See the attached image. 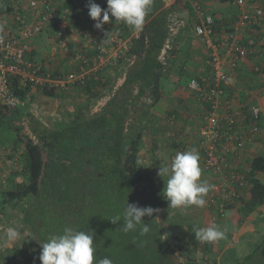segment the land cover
<instances>
[{
	"label": "trees",
	"instance_id": "1",
	"mask_svg": "<svg viewBox=\"0 0 264 264\" xmlns=\"http://www.w3.org/2000/svg\"><path fill=\"white\" fill-rule=\"evenodd\" d=\"M196 1L201 5L204 0ZM234 1L212 0L208 10L201 5L203 14L211 13L214 17L215 33L223 34L233 29L238 18V8L233 5ZM95 2L102 8L107 7V0ZM86 4L87 0H63L61 5L54 7L53 12L55 20L71 21L66 30L70 31L67 35L71 43L74 42L75 35L78 36L80 44L83 45L79 47V52L89 59V63L97 61L99 52L93 44H84L91 38L89 34L107 35L114 31L121 39L127 41V49L107 66L87 73L82 80L68 84L72 91L81 93L85 99L74 106L67 115L64 114L56 120L50 116V124L39 120L33 114L34 98L39 95L38 92L32 94L34 82L28 81L27 85L23 86L13 74L10 76V87L17 96L23 99L30 95L25 105L16 108L0 103V127L7 126L6 128L14 130L18 135L17 140L12 141L11 146L7 148L9 154L6 156L15 157L16 151L22 147L24 159V164L22 163L19 169L10 173V176L7 175L6 186L0 191V217L8 219V228H13L12 220L15 216H20V231L26 234L20 236L15 244L5 251L0 250V256L7 257V261L13 264H41L39 242H44L53 234L62 233L65 227H72L93 232L96 249L94 264L105 257H109L113 264H140L149 248L157 250L153 253L156 258H160L162 252L165 254L167 251L165 255L172 264H180L171 256L175 248L186 252L188 264L196 263L199 257L219 264L216 255L222 257L226 254L219 241L201 242L195 238L193 229L184 224L177 221L163 223L160 216L165 215V199L154 178L143 169L141 158L146 125L152 121L151 114L154 109L166 98L163 80L168 78V73L171 75L172 71L174 72L173 65L180 51L178 43L173 40L174 37L170 39L172 18L176 16L181 20L183 16L178 12L182 8L188 10L189 18L181 20L183 29L180 31L185 36V32L193 33L198 20L197 11L188 0H175L170 4L166 0H152L142 30H132L122 22L113 21L111 17L110 21L103 25V29L98 30L94 27L95 22L89 17ZM5 8L8 10L6 6ZM229 9L232 11L231 17L234 16L232 22H229ZM75 28H78V31H75ZM57 29L50 27L48 30L56 32L54 47H57L59 41ZM253 38L255 43H248V57L258 49L257 38ZM171 41L173 42L166 46ZM244 43H247V39ZM30 46L31 50L25 54L26 60L34 66L42 62L40 72H45V59H39L43 54L38 52V46L33 41ZM52 50L53 48H50V51ZM131 59L133 63L128 65ZM66 60L63 59L61 64L56 65L55 70H52L53 76H65L73 71L81 72L83 65L87 66L84 60L75 64H67ZM52 62L53 60H50V63ZM110 68L112 72L108 74L107 70ZM254 72L258 74V71ZM124 76V82L119 89H124L126 95L119 96L120 91L116 88V83L117 79ZM191 76L185 72L183 63L179 67V79L173 81L188 89ZM183 79L187 80L185 85H182ZM37 88L51 99L63 92L55 87ZM233 93V89L230 90V95ZM106 98V103L95 110L94 106ZM246 104L250 106L253 103ZM168 112L171 114L175 110ZM247 114L248 120L251 119V113ZM262 117L261 109L260 135L264 132ZM25 119L28 120L32 135L22 134V121ZM171 139L175 145L180 144L174 137ZM259 139L258 142L264 141ZM252 150L256 149L252 147ZM257 151L251 153V157L244 156V162L240 164L244 167L245 171L241 170L245 172L250 184L248 196L226 205L227 210L234 209L237 212V224H243L245 219L254 217L264 208V180L260 176L264 173V151ZM127 202L158 209L151 217L143 218L149 226L148 233L142 235L139 226L135 231L124 233L121 231L122 221L113 224L108 219L122 214ZM217 210L220 214V209ZM237 235L254 240L252 233L240 231ZM261 236L264 239L262 231ZM4 240L1 238L0 244L4 243ZM257 249H253L244 259L253 256ZM250 250L251 248L247 252ZM209 253L213 256L209 257Z\"/></svg>",
	"mask_w": 264,
	"mask_h": 264
},
{
	"label": "built area",
	"instance_id": "2",
	"mask_svg": "<svg viewBox=\"0 0 264 264\" xmlns=\"http://www.w3.org/2000/svg\"><path fill=\"white\" fill-rule=\"evenodd\" d=\"M233 5L238 8V18L233 29L218 34L215 33L213 15L203 14L200 3L194 2L198 20L193 31L205 44L207 68L193 74L189 80L188 90L191 98L200 107L201 122L197 132L185 133V138L182 136L183 146L179 148L181 151L190 148L198 150L203 170L211 172L214 179L211 183L213 187L209 191L210 199L220 209L222 216L227 210L226 205L249 194L250 184L245 169L240 164L244 162V156L251 157L254 152L251 146L258 144L261 136L260 106H248L246 102L238 100L237 93L230 95V90L234 86L236 68L241 60L248 57L249 44L255 43L252 36L246 35L252 25L263 19L264 5L257 0H235ZM54 7L56 6L53 1L49 0H0V103L16 108L28 102L30 94L22 99L12 91V74L19 80L20 85L26 86L28 81L34 82L32 91L39 86L66 90L68 84L82 80L87 73L107 66L127 49V41L114 31L107 35L89 34L91 38L84 44H93L99 49L97 61L95 59L96 62L90 64L89 59L79 52V47L83 45L80 44L78 36L75 35L74 42H70L67 35L70 31H66L69 23L66 20H55ZM172 21L170 39L183 26V22L176 16ZM50 27L58 28L59 41L54 51L79 55L80 61L84 60V64H87L83 65L81 72L53 76L52 70L55 69L45 66V72L41 73L42 64L34 66L26 60L25 54L31 50L30 40ZM50 58L53 60L52 56ZM132 63L133 59L128 65ZM247 112L252 115L249 120ZM173 121L171 119L172 123ZM4 229L5 225L0 223V232H4Z\"/></svg>",
	"mask_w": 264,
	"mask_h": 264
},
{
	"label": "rangeland",
	"instance_id": "3",
	"mask_svg": "<svg viewBox=\"0 0 264 264\" xmlns=\"http://www.w3.org/2000/svg\"><path fill=\"white\" fill-rule=\"evenodd\" d=\"M63 0H53V3L55 6L61 5ZM70 24L71 21H68ZM49 28L45 29L40 36L33 37L31 41H33L34 44H37L38 46V52H41L43 55L39 59H45L44 64L47 68L55 69L56 65L61 64L63 62V59H67V64H75L80 62V56L76 54H67V53H57L54 51V49H57L54 47L56 32H48ZM75 31H78V28H75ZM173 41L170 42V44ZM168 46V45H166ZM50 48H53L52 51H50ZM59 50V49H58ZM192 49H189L191 51ZM188 51V50H187ZM45 54H48L47 56ZM70 55V57H69ZM183 54L181 51L179 52V55L175 58L174 63V69L176 66L181 65L180 62L182 60ZM52 56L53 62L50 63V57ZM68 57V58H66ZM39 65L42 63L39 62ZM61 66V65H60ZM112 72V68L107 70V73L110 74ZM175 72V71H174ZM174 73L172 71V74L170 75L168 73V78L163 80V86L166 91V99L167 101L162 100L159 105L160 107H157V109H154L152 116V121L146 125L145 128V137L143 142V147L141 150V158L143 162V169L147 171L155 180L158 188H160L161 192L165 186V183L167 181V177H164V179L158 175L159 168L161 167V161L164 163H170L171 161V151L174 149L172 146V139H180L182 138L181 132H179L181 127V120L184 119V117L178 118L176 114L171 113L169 114L168 110H171L173 106V103L178 100V102H183L184 99H181L184 97L183 92L181 94L176 95L173 93L177 88H179V85L176 84L175 81H173L174 77L172 76ZM124 77H121L120 79H117L116 88L119 89L121 84L124 82ZM187 80L182 81V85H185ZM67 91H63L61 94L62 97H58L55 99H52V101L46 105L42 104L41 110L38 112V116L36 117L39 120H42L43 122L50 124V116H53V119H57L62 117L64 114H69L70 111L76 107L77 104H80L84 101V97L81 93L72 91L69 87L66 89ZM119 96H125V90L119 89ZM135 92V91H134ZM44 95V94H42ZM183 96V97H182ZM45 97V95H44ZM108 98L104 99L103 101L98 102L94 108L95 110L99 109L101 106H103ZM29 101V100H28ZM164 101V102H163ZM181 102V104H182ZM175 104V103H174ZM194 107L197 111H199L200 107L197 105V102H194ZM180 105V103L178 104ZM199 109H198V107ZM61 106V107H60ZM167 108V109H164ZM180 112V115L183 114L181 109H178ZM194 110V109H193ZM188 111V109L186 110ZM178 112V111H177ZM175 115V116H174ZM199 112L197 114V117L199 116ZM171 119H173V123L171 122ZM186 119V118H185ZM200 119V118H199ZM262 124L264 125V114L262 117ZM200 123V120H198ZM198 123V124H199ZM22 126L24 127L22 134L27 135L32 133L30 132L31 127L29 126L28 120L25 119L22 121ZM7 127V126H6ZM4 127H0V191L6 186L5 179L7 178V175L14 170L19 169L22 166L23 163V156H22V147L16 151L15 157L8 158L6 155L9 154L8 147L11 146L12 141H16L18 135L15 134L14 130ZM197 129V126H193L191 128H188V130L185 131L186 134L189 132H195ZM150 130H152L150 132ZM197 132V131H196ZM148 133V134H147ZM175 134V136H172ZM184 134V133H183ZM187 136V135H186ZM13 139V140H12ZM183 142V140H182ZM261 142V149L257 148V150L260 152L261 150L264 151V141ZM20 143V142H18ZM10 145V146H9ZM20 145V144H19ZM183 143H181V146ZM7 146V147H2ZM171 148V149H169ZM176 149V147H175ZM174 149V150H175ZM179 149V148H178ZM12 150V149H11ZM181 151V149H179ZM177 151V152H180ZM256 151V150H254ZM257 151V152H258ZM175 152V154L177 153ZM174 154V155H175ZM173 155V156H174ZM201 162V161H200ZM199 162V163H200ZM24 164V163H23ZM202 167V165L200 166ZM208 174L211 175V172H204L203 176H207ZM205 176L203 178H205ZM261 178L264 180V173L260 174ZM206 177V178H207ZM165 180V182H164ZM163 194V193H162ZM2 199V195L0 194V200ZM206 204L204 207H197V206H188V207H181V208H171L169 207V202L165 200L166 208L164 210L165 215H161L160 218L162 219L163 223H166L167 221H177L179 223L184 224L186 227L193 229V225H198L200 227H208L213 224L219 226L221 230L225 232V237L221 240H219L220 247H222L225 251V255L221 257V255H216L219 259V264H264V239L261 236L264 233V208L260 209L259 212L253 217H249V219H245V222L243 224H237V212L234 213L232 211V214L228 213V210H226L222 214H219L217 211V207L212 203L210 199L209 193L205 197ZM162 213V214H164ZM8 214V213H7ZM19 218L20 216H15L12 220L13 222V228H15L19 233L20 236H24L26 233L23 231H20V224H19ZM0 220L2 224L8 228V219H4L3 217H0ZM10 228V227H9ZM240 231L252 233L254 240H251L250 238H243L239 237L237 235V232ZM5 232V229H4ZM2 233L0 236V239H5V233ZM248 235V234H246ZM4 243H1L0 250H6L7 247H11L15 244V241H3ZM251 248L249 252L248 249ZM258 248L253 256H251L249 259H244L248 253L252 252L253 249ZM150 249V248H149ZM147 251V255L142 258L143 260L140 262V264H172L165 254L162 252L160 258H156L153 253L154 250L150 249ZM157 250H155L156 252ZM171 251V250H169ZM171 256H173L174 260L180 261V264H188V257L186 252L184 253L181 250H178L175 248V250H172ZM201 253H199V256ZM209 257L213 256L210 253L207 254ZM6 256V255H5ZM168 256V255H167ZM7 257H1L0 256V264L7 263ZM8 264H13L9 262ZM117 264H121L120 262H117ZM189 264H215L210 260L209 262L207 260H204L202 257H199L197 259L196 263H189Z\"/></svg>",
	"mask_w": 264,
	"mask_h": 264
},
{
	"label": "clouds",
	"instance_id": "4",
	"mask_svg": "<svg viewBox=\"0 0 264 264\" xmlns=\"http://www.w3.org/2000/svg\"><path fill=\"white\" fill-rule=\"evenodd\" d=\"M151 4L152 0H107V7L102 8L95 0H87L86 7L89 17L95 22L94 27L98 30H102L103 25L109 22L111 17L117 23L122 22L130 29L140 31ZM199 160L198 150L190 148L177 152L170 163L161 161L158 175L163 179L167 177L162 193L163 198L169 202V207L205 206V197L213 186L201 180L202 169ZM157 211L158 209H153L151 206L141 207L136 203L127 202L122 214L108 219L113 224L122 221L121 231L124 233L135 231L139 226L143 235L149 232V226L143 218L151 217ZM193 231L195 238L205 243L218 242L225 237V232L215 224L208 227L193 225ZM19 237L20 233L15 228L10 227L5 230L6 241H15ZM39 243L41 264H94L96 249L91 231L65 227L62 233L53 234ZM95 264H113V262L109 257H105Z\"/></svg>",
	"mask_w": 264,
	"mask_h": 264
},
{
	"label": "crops",
	"instance_id": "5",
	"mask_svg": "<svg viewBox=\"0 0 264 264\" xmlns=\"http://www.w3.org/2000/svg\"><path fill=\"white\" fill-rule=\"evenodd\" d=\"M174 1L175 0H166V2L168 4L173 3ZM188 1L190 2L192 7L194 8V2L196 0H188ZM211 1L212 0L201 1V5L206 10H208L210 7ZM260 4L264 5V0H260ZM231 9H229V11H231ZM178 14H180V16H183V19H181V20H184L185 18H187V19L189 18L188 10L185 8L184 9L182 8V10H180L178 12ZM231 14H232V11H231V13H229V16H230L229 22H232V20L234 19V16L231 17ZM182 29L183 28H181V31H182ZM181 31L178 32L177 34H175L174 39H173L175 41V43H178L177 45L180 48L179 50L183 54L182 55L183 57H182L180 64L182 65L184 63L185 72H188L189 75L198 74L201 70L207 68L206 67V58H207L206 56H207V54H206L205 44L194 34V31H193V33H190V34H186V32H185V36L182 35L183 33ZM188 36H190V37H188ZM250 36H253V37L258 39V40L256 39V41H258V43H257L258 49L256 50L255 53H253V55H251L250 57L245 59L240 64V66H239V68L236 71L235 76H234L233 91L238 94L237 95L238 100H240L242 102L253 103V104L259 105L260 108L263 110V114H264V18L261 20V22L258 26H255V27L252 26L249 29L246 37H250ZM169 44L170 43L168 42L167 45H169ZM189 49H192V50L189 51ZM178 55H179V53H178ZM181 65L176 66L175 69L173 68V70L175 72H173L174 74L172 76L174 77L175 81H177L179 79L178 73H179V67ZM254 71H258V74L255 73ZM36 92H38L39 95L34 98L35 101H34L33 107H32V111H33V114H35V116L41 110L40 108H41L42 104L48 105L52 101V99L49 96H45V97L41 98L42 92H40L39 88L34 89L32 94L33 93L35 94ZM181 92H183L182 94H184V97L182 96L183 98H181V99H184L183 102L181 101L182 104H181V102H178V100H176V102H174L175 104L173 103L174 107H172L171 110H175V112L177 113L176 116L179 115L178 118L184 117V119H180L181 120V127H180L179 132H181V135L182 136L184 135L183 138H185L186 137L185 131L188 130V128H191L193 126H198L199 125L198 120H200V122H201V118L199 119V117H197V114L199 111H197V113H196V110H195V107L193 104L194 100L191 98V95H190L189 90L187 88H185V87L182 88L179 86V88H177L173 93H175V94L177 93L176 95H179L178 93H181ZM60 96L62 97L63 95L58 93L56 98H58ZM162 100L167 101L166 98H164ZM179 103H180V105H178ZM159 105H161V104H158L157 107H160ZM164 109H167V108H164ZM178 109H181V111L183 112L182 115H180V113H179L180 111ZM187 109H188V111H186ZM198 109H199V107H198ZM151 131L152 130H150V132ZM183 138H180L179 140L176 139L177 142H179L180 144L177 143L175 145L173 143V141L171 142L174 149L176 147L175 150L173 149L171 151L172 157L175 154V152H177L179 150L178 148L182 147L181 142H182ZM262 139H264V132H262L261 139H259V140H262ZM143 142L145 143L144 140H143ZM258 144H259V142H258ZM258 144H255L251 147H253V149L257 150V148H259ZM2 147H7V146H2ZM169 149H171V148H169ZM201 165L202 164L200 162L199 166H201ZM200 168L202 169L201 180H205L208 182V184L211 185V183H213V181H214L213 176L208 174V177L204 175L205 178H203L204 177L203 173L205 171L203 170L202 167H200ZM8 176H10V175H8ZM5 181H6V179H5ZM230 211H232L233 213L235 212L234 209H230ZM230 211L228 210V213ZM232 212H230V213L232 214ZM0 222H1V220H0ZM6 247L8 248V246H6Z\"/></svg>",
	"mask_w": 264,
	"mask_h": 264
},
{
	"label": "water",
	"instance_id": "6",
	"mask_svg": "<svg viewBox=\"0 0 264 264\" xmlns=\"http://www.w3.org/2000/svg\"><path fill=\"white\" fill-rule=\"evenodd\" d=\"M178 263H181L180 261H177Z\"/></svg>",
	"mask_w": 264,
	"mask_h": 264
},
{
	"label": "bare ground",
	"instance_id": "7",
	"mask_svg": "<svg viewBox=\"0 0 264 264\" xmlns=\"http://www.w3.org/2000/svg\"><path fill=\"white\" fill-rule=\"evenodd\" d=\"M218 211V210H217Z\"/></svg>",
	"mask_w": 264,
	"mask_h": 264
}]
</instances>
